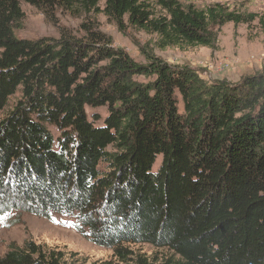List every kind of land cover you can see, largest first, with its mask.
Listing matches in <instances>:
<instances>
[{
    "label": "trees",
    "instance_id": "16d2710c",
    "mask_svg": "<svg viewBox=\"0 0 264 264\" xmlns=\"http://www.w3.org/2000/svg\"><path fill=\"white\" fill-rule=\"evenodd\" d=\"M100 2L0 0V110L20 92L0 119V218L71 216L113 252L94 264H264V72L207 81L139 44L138 62L96 15L123 34L156 35L160 50L216 49L224 24L247 19L219 3ZM22 3L58 36H17ZM60 14L81 20L78 31ZM99 107L101 125L87 112ZM138 244L169 254L149 257ZM0 264L69 263L28 240L11 243Z\"/></svg>",
    "mask_w": 264,
    "mask_h": 264
},
{
    "label": "rangeland",
    "instance_id": "374dc122",
    "mask_svg": "<svg viewBox=\"0 0 264 264\" xmlns=\"http://www.w3.org/2000/svg\"><path fill=\"white\" fill-rule=\"evenodd\" d=\"M185 5L193 4L199 9H205L215 4H222L229 11L243 15L247 21L235 24H224L218 34L216 49L206 46L169 47L160 50L156 47V35L144 31L128 29L127 34L120 32L116 24L107 20L103 13L97 14L102 31L112 36L114 45L125 49L135 60L145 63L138 46L147 45L154 53L173 65H189L196 69L207 81L226 79L238 82L244 76L264 72V0H179ZM101 7L104 0L100 2ZM26 14L23 27L16 30L19 37L39 38L43 36H58V29L49 23L43 13L29 4L22 3ZM60 24L78 31L81 20L69 15L60 14ZM144 80L143 77H140ZM20 92L11 97L9 106L0 110L3 118L15 104ZM89 120L97 125L103 123L107 107L87 108ZM55 136L60 131L49 125ZM161 161L158 158L154 169L157 170ZM17 219V222H12ZM15 219V220H13ZM76 219L54 213L46 218L28 211L16 212L0 218V256L5 254L11 243L23 245L33 240L47 249H55L65 253L69 264H94L108 260L112 250L100 247L86 238L75 228ZM149 257L169 254L165 249H155L147 244L133 246Z\"/></svg>",
    "mask_w": 264,
    "mask_h": 264
}]
</instances>
